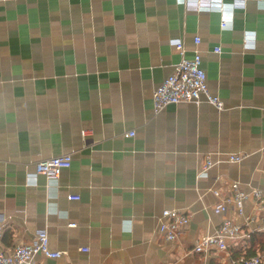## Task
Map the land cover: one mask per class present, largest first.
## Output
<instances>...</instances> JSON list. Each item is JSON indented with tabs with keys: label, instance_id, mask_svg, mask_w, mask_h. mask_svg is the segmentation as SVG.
<instances>
[{
	"label": "crops",
	"instance_id": "crops-1",
	"mask_svg": "<svg viewBox=\"0 0 264 264\" xmlns=\"http://www.w3.org/2000/svg\"><path fill=\"white\" fill-rule=\"evenodd\" d=\"M222 1L223 10L181 0H0L6 250L42 229L65 252L42 264H233L264 249V0ZM176 38L186 57L201 52L224 109L155 111V88L182 58ZM62 153L73 154L69 168L33 175L36 161ZM207 156L213 165L200 175ZM232 182L250 194L243 213H216ZM165 209L189 215L176 241L157 232ZM226 216L241 224L228 249L193 251Z\"/></svg>",
	"mask_w": 264,
	"mask_h": 264
},
{
	"label": "built area",
	"instance_id": "built-area-1",
	"mask_svg": "<svg viewBox=\"0 0 264 264\" xmlns=\"http://www.w3.org/2000/svg\"><path fill=\"white\" fill-rule=\"evenodd\" d=\"M186 3H195L198 9H224L222 0H181ZM238 1V0H237ZM242 3L244 0H240ZM229 22L224 17L222 26L227 27ZM246 37L251 39L253 36L246 33ZM198 44L200 38L196 37ZM174 45L182 54L181 60L174 65L173 71L155 88L153 92V103L155 111H160L170 104L194 103L200 104L207 102L218 110L225 108L223 99L212 93L206 70L202 66V56L199 50H196L193 57H186L185 45L181 38L172 39ZM217 53L221 52V47H216ZM87 131H82V136L86 139ZM129 135H135V131H130ZM244 155L230 154L229 160L241 161ZM73 154L62 153L51 157L39 159L35 163L33 175L45 174L47 176H58L63 169L69 168L72 164ZM213 165V160L207 156L200 165L199 174L206 175L208 169ZM229 195L226 199L218 201L214 210L216 213H226L231 205L235 206L239 213H243L245 203L250 194L241 189L238 182H232L229 188ZM214 193L220 195L218 189ZM263 193L255 189L252 196L257 203H263ZM70 199H79L77 194H70ZM189 222V215L177 209H165L162 214V220L158 226L157 232L167 241H176L185 234V226ZM4 221L0 218V264H42L40 257L59 258L65 254L62 250L51 249L49 244L48 232L45 229L39 230L34 239L30 242H17L11 250H6L2 243L4 234ZM70 226H76V223H70ZM241 224L225 217L221 224L215 228L212 233L202 235L193 247L197 253L208 252L211 249L226 250L229 247V239H235L240 235ZM88 247H80V250H88ZM233 264H264V249L253 256H241L233 261Z\"/></svg>",
	"mask_w": 264,
	"mask_h": 264
}]
</instances>
